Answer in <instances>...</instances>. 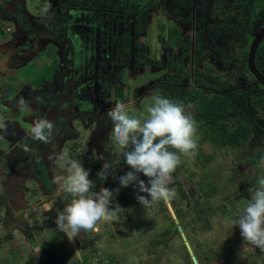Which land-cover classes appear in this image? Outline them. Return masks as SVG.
Here are the masks:
<instances>
[{
  "label": "rangeland",
  "instance_id": "374dc122",
  "mask_svg": "<svg viewBox=\"0 0 264 264\" xmlns=\"http://www.w3.org/2000/svg\"><path fill=\"white\" fill-rule=\"evenodd\" d=\"M0 22V225L26 261L35 264L41 243L46 264L93 253L112 264H193L186 241L199 264H264L231 224L264 178V91L245 68L264 0H0ZM157 92L191 105L197 123L195 155H181L169 185L174 217L165 202L144 208L136 197L146 193L119 185L131 169L105 115L122 102L146 119ZM40 118L55 125L51 143L29 134ZM64 152L89 171L93 192L118 188L113 204L123 209L75 238L83 259L55 224L73 198L53 182L67 175ZM1 258L22 264L14 252Z\"/></svg>",
  "mask_w": 264,
  "mask_h": 264
},
{
  "label": "clouds",
  "instance_id": "9594fccd",
  "mask_svg": "<svg viewBox=\"0 0 264 264\" xmlns=\"http://www.w3.org/2000/svg\"><path fill=\"white\" fill-rule=\"evenodd\" d=\"M18 107L26 109L28 102L20 98ZM191 107L157 92L152 97L151 105L146 108V119L130 116L122 102L115 103L105 113L112 123L113 141L122 150L124 162L131 169L118 178L119 185L128 187L132 184L139 193H146L136 197L144 208L160 201L169 203L177 196L175 189L169 187L173 182V173L181 155L194 156L197 149V123L189 111ZM54 127L47 119H36L29 134L36 141L51 143ZM59 158L66 166L67 175L57 174L53 182L73 198L57 211L55 224L71 242L82 231L94 230L98 221L108 220L123 209L113 204L115 195L119 193L118 188L109 190L101 187L93 192L95 184L81 162L71 159L68 152L62 153ZM259 163L264 167V157L260 158ZM110 170L112 164L106 161L98 175L107 179ZM139 174L147 177V183L140 179ZM258 184L243 212L233 218L231 224L239 227L245 242L264 251V178ZM44 209L51 210V205L46 203ZM41 246V243L35 246L36 255ZM77 255L83 259L79 249Z\"/></svg>",
  "mask_w": 264,
  "mask_h": 264
},
{
  "label": "crops",
  "instance_id": "0c3cea01",
  "mask_svg": "<svg viewBox=\"0 0 264 264\" xmlns=\"http://www.w3.org/2000/svg\"><path fill=\"white\" fill-rule=\"evenodd\" d=\"M20 212V210L19 209H17L16 211H15V213H16V215H15V217H18V214H20L21 215V213H19ZM47 213H50V212H47ZM57 213V212H56ZM44 216V215H43ZM42 216V217H43ZM41 217V219L43 220V218ZM37 220V219H36ZM42 220H40L39 222H36V224L34 225V227L35 228H37V230H39L40 229V227L41 228H43V224H46V223H44ZM57 227V226H56ZM10 227L8 226H6V225H0V236H2L1 238H0V264H1V260L3 259V258H1L2 256H6L7 254H9L10 255V253L11 252H14V256L16 257L15 259H16V261L19 263V262H22V264H32L33 263V261H31V260H29V261H26V259H25V256L21 253V244L22 243H20V242H15V241H13V239H14V237H5L4 235L6 234V235H10V233H11V231H10ZM28 234H30V236L29 237H32V234L30 233V232H27ZM5 238H4V237ZM33 237H34V235H33ZM35 238V237H34ZM34 238H29L30 240L28 241V242H30L31 241V239H34ZM75 240L76 239H74L73 241H71L70 243H71V245H72V247H73V249H74V252H75V256L77 257V246H79V245H77L76 246V243H75ZM33 245H35L34 243H33ZM36 246V245H35ZM17 247H19V249H16ZM32 251V250H31ZM38 255H40L39 254V252H38V254L36 255V259H34V260H36V262H35V264H46V262H48L49 261V255H45L44 253H41V255H42V259L43 260H38L39 258H41V257H39L38 258ZM23 256H24V258H23ZM45 258H47V261L45 262ZM55 258H56V255L55 256H53L52 257V260L54 261L55 260ZM24 260V261H23ZM52 260H51V262H52ZM3 263V262H2Z\"/></svg>",
  "mask_w": 264,
  "mask_h": 264
},
{
  "label": "water",
  "instance_id": "95a60500",
  "mask_svg": "<svg viewBox=\"0 0 264 264\" xmlns=\"http://www.w3.org/2000/svg\"><path fill=\"white\" fill-rule=\"evenodd\" d=\"M263 35H264V23L255 32V34L253 35V37L249 43V46H248V49L246 52V67H247L249 74L253 77V79L257 83H259L261 86L264 87V76L257 70V68L254 64L255 51H256L257 45L260 42V40L262 39ZM57 193L58 192L52 193V194L48 195L47 198L52 197L53 195H56ZM166 208L168 209L171 217H174V213H173L169 203H166ZM174 221L176 222L175 219H174ZM176 227H177V230L180 231V227L179 226H176ZM180 236L182 237V239H184V236L181 232H180ZM184 245L187 249V252H188L190 259L193 262V264H197L194 256L192 255L190 247L186 241H184Z\"/></svg>",
  "mask_w": 264,
  "mask_h": 264
},
{
  "label": "trees",
  "instance_id": "16d2710c",
  "mask_svg": "<svg viewBox=\"0 0 264 264\" xmlns=\"http://www.w3.org/2000/svg\"><path fill=\"white\" fill-rule=\"evenodd\" d=\"M248 48V47H247ZM247 50V49H246ZM247 52V51H246ZM263 53V54H262ZM256 57H258L256 59ZM254 64L257 68V70L264 76V35L260 42L257 45L256 51H255V56H254ZM245 68L246 67V55H245ZM248 71V70H247ZM249 73V72H248ZM251 76V75H250ZM252 77V76H251ZM253 79V77H252ZM254 80V79H253ZM256 85L264 91V87L261 86L259 83L256 82ZM260 103L264 104V98H260L259 100ZM184 103V102H183ZM264 106V105H263ZM213 112V111H212ZM243 127H240L237 131V134L241 132ZM238 136V135H237ZM171 151H174L173 149H170ZM197 264H199V261L197 260Z\"/></svg>",
  "mask_w": 264,
  "mask_h": 264
},
{
  "label": "built area",
  "instance_id": "2783aa9c",
  "mask_svg": "<svg viewBox=\"0 0 264 264\" xmlns=\"http://www.w3.org/2000/svg\"><path fill=\"white\" fill-rule=\"evenodd\" d=\"M1 26V22H0ZM103 255L99 253H93L91 256H86L84 259L78 264H112L109 259H103Z\"/></svg>",
  "mask_w": 264,
  "mask_h": 264
},
{
  "label": "flooded vegetation",
  "instance_id": "af4514ba",
  "mask_svg": "<svg viewBox=\"0 0 264 264\" xmlns=\"http://www.w3.org/2000/svg\"><path fill=\"white\" fill-rule=\"evenodd\" d=\"M248 46H249V45H248ZM247 49H248V48H247ZM6 177H7L6 175H5V177H4V175H2L3 181L6 179Z\"/></svg>",
  "mask_w": 264,
  "mask_h": 264
}]
</instances>
